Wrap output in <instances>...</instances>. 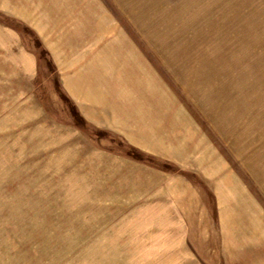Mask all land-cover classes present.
Returning <instances> with one entry per match:
<instances>
[{"label":"rangeland","instance_id":"374dc122","mask_svg":"<svg viewBox=\"0 0 264 264\" xmlns=\"http://www.w3.org/2000/svg\"><path fill=\"white\" fill-rule=\"evenodd\" d=\"M18 1L0 0V264L263 255L264 0Z\"/></svg>","mask_w":264,"mask_h":264},{"label":"trees","instance_id":"16d2710c","mask_svg":"<svg viewBox=\"0 0 264 264\" xmlns=\"http://www.w3.org/2000/svg\"><path fill=\"white\" fill-rule=\"evenodd\" d=\"M30 30V29H29ZM35 41H36V47L37 48H40V58L41 56L44 57L46 63H47V66L52 69V70H55V65L53 63V61L48 58L49 56V52L48 50H46L41 41L36 37L35 38ZM59 87H60V84L58 83L57 84ZM61 90H62V87H60ZM63 92V97L70 103V108H71V112H72V115L76 120V123H78L79 125L80 124H87V120L81 115L80 111L78 110L77 106L74 104V102L71 100V98L62 90ZM130 149L128 152H126V154L132 158H135V159H138V160H149V158H147L146 156H149V155H146L145 153H143L142 151L138 150L137 148H135L134 146H131L129 145ZM157 161V160H156Z\"/></svg>","mask_w":264,"mask_h":264},{"label":"crops","instance_id":"0c3cea01","mask_svg":"<svg viewBox=\"0 0 264 264\" xmlns=\"http://www.w3.org/2000/svg\"><path fill=\"white\" fill-rule=\"evenodd\" d=\"M19 3H17L18 4V6L16 7V6H12V8H11V12L12 13H14L15 15H17L18 17H21V15L19 14V12H20V0L18 1ZM7 30H9V29H7ZM12 34V33H11ZM0 41H2V40H0ZM17 41V40H16ZM1 43V42H0ZM8 44H10V43H8ZM13 46H14V44H10V47H12L13 48ZM11 48V49H12ZM13 54V53H12ZM12 57H14V56H12ZM33 61H34V59H32ZM13 61H14V59H13ZM30 61V60H29ZM32 61V62H33ZM16 63H17V61H16ZM93 64H96V65H98L99 64V62H98V55H93V58H92V65ZM78 75H80V71H77V75H76V77L78 76ZM74 78L75 77H70V78H67V79H64V82H65V84L66 85H68V84H70V86L73 84V82H74ZM81 90L83 91L84 89H82L81 88ZM256 250V249H255ZM255 250H252V253H253V251H255ZM244 252V250H243V247L241 248V249H237L236 250V262H238L239 264L240 263H242V264H253L256 260H257V262L259 263V264H264V254L262 255V254H259L258 256H257V258H255V257H253L252 258V256L251 255H248V254H244L243 253ZM251 252V251H250ZM239 253H241L240 255H239ZM221 255L223 256V254H222V252H221ZM251 259V260H250ZM250 260V261H249ZM206 263V262H205ZM208 264V263H207Z\"/></svg>","mask_w":264,"mask_h":264}]
</instances>
